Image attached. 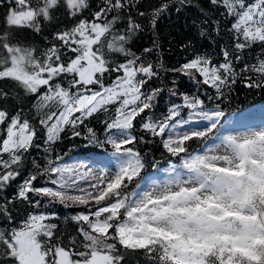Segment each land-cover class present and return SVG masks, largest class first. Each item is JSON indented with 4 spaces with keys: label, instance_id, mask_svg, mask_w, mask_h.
Returning <instances> with one entry per match:
<instances>
[{
    "label": "snow or ice",
    "instance_id": "snow-or-ice-1",
    "mask_svg": "<svg viewBox=\"0 0 264 264\" xmlns=\"http://www.w3.org/2000/svg\"><path fill=\"white\" fill-rule=\"evenodd\" d=\"M13 2L7 24L37 32L38 18L50 21L51 10L61 5V0H41L35 7L31 0ZM209 3L222 9L230 25V43L219 48L222 59L197 54L167 71L214 90L207 96L214 101L211 107L198 92H181L175 80L171 87L152 86L163 68L148 59L156 48L137 55L127 47L142 30L130 14L138 7L136 0H101L90 18L55 32V42L39 55L35 48L10 43L7 35L0 37L6 54L0 60V80L14 81L35 97L45 153L70 131L85 147H107L111 158L97 167H70L59 163V156H46L44 164L33 159L29 168L31 149L40 147L37 128L21 110L12 114L0 107V216L12 222L9 206L17 201L36 210L20 227L0 232L3 264H124L121 249L142 251L155 264H264V126L221 134V104L237 77L249 89L264 88V59L244 62L245 50L256 44L264 48V0ZM63 6L73 18L89 7L87 0H63ZM195 6L193 0H161L150 24L155 28L172 9L179 13ZM126 10L127 24L118 27ZM203 25L219 35V21L207 16L203 24L193 21L201 37L211 36ZM165 90L168 106L157 116ZM8 99L6 92L0 96ZM101 115L98 133L86 122ZM137 131L145 135L137 136ZM157 139L169 157L163 181L148 177L145 157L136 147ZM46 203L86 209L71 217L79 227L70 246L53 243L57 225L49 222L54 214L41 210Z\"/></svg>",
    "mask_w": 264,
    "mask_h": 264
},
{
    "label": "trees",
    "instance_id": "trees-1",
    "mask_svg": "<svg viewBox=\"0 0 264 264\" xmlns=\"http://www.w3.org/2000/svg\"><path fill=\"white\" fill-rule=\"evenodd\" d=\"M7 1L14 4L13 0H0V5L2 2ZM37 0H31V4L35 5ZM89 7L85 9L77 18H73L67 15V9L63 6V1L61 5L51 10L52 19L44 20L43 17L38 18V23L40 25V31L37 32L34 27L28 26H11L10 32L7 33V37L10 43L18 45L24 48H35L37 55L43 52L47 47H50L54 41V34L57 31H64L68 29L70 24L75 25L78 19L90 18L91 14L97 9L101 0H87ZM138 7H133L131 10V16L142 26V30L139 31L127 47L137 55L143 53L145 48L155 47L156 51L152 53L148 59L155 64H162L163 68L160 70V79L153 81L152 86H164L171 87L173 80L176 82V86L181 92L188 94L199 93L202 99H205L206 105L210 106L214 101H207L208 95H215L214 90L207 89L206 86L197 87L192 81L187 77L182 76L178 73L167 71L168 69L179 67V65L185 62L187 59L192 58L194 55L208 54L212 56L213 60L222 59L218 56L219 48L221 45L230 43V36L227 31V27L230 25L225 24V17L220 13L222 9L214 8L209 0H193L195 7L182 9L179 13L172 9L168 13H164L157 20L155 28L150 24L149 17L155 6L161 3V0H136ZM143 11L147 13V16L141 17L139 13ZM203 12V15L201 14ZM6 15V14H4ZM129 13L126 10L124 13V22L118 27H125L127 24V17ZM207 16L210 19H214L220 22V33L216 35L212 28L208 25H203L207 29L211 36L201 37L198 31L193 27V21L197 24H203L204 17ZM1 18V15H0ZM7 19V15H6ZM224 31L227 36L222 39ZM3 29L2 22L0 20V30ZM224 34V33H223ZM203 43V45H202ZM210 44V45H209ZM187 45V47H185ZM207 46L210 48L208 49ZM107 45L105 44V50ZM264 52L258 50L255 46L244 52V62L249 64L256 63L258 57H263ZM5 53L3 49H0V60L5 58ZM111 58L117 61H122L123 56L119 54H111ZM239 71V68H237ZM114 75V74H112ZM259 80L258 76L254 77ZM105 82H110V77L108 74L105 75ZM264 83V81H261ZM7 93L9 99L5 102L0 100V107L7 108L9 112L15 114L17 110H21L22 116L28 118L36 126L39 139L36 141L40 145L39 148L33 147L31 149V155L28 157L27 166L31 167V161L36 159L41 164H44L45 157L55 160L57 156L64 160L70 155L82 154L91 151H109L107 147L105 149L95 148V147H85V141L82 138H71V133L61 134V139L58 140L54 145L48 146L50 153H45L44 148L46 147L43 143L44 132L40 125L36 122L38 117L37 113L34 112L32 107V102L35 99L34 96L26 95L23 88L19 87L16 82L11 80H0V96L3 93ZM176 99V98H172ZM264 101V88H247L243 80L237 77V83L232 86V91L230 94L226 93V98L221 104V107L227 111H234L242 109L252 102H262ZM169 102V93L167 90L161 93L157 107L155 109V114L159 116L166 111ZM104 119L101 115L97 118H92L90 121L86 122L89 127H93L97 132H101L103 125L99 123V120ZM136 128L139 129V124L137 123ZM82 132L86 133V129L82 128ZM137 136L145 135L144 133L137 131L135 133ZM148 139H151L148 137ZM141 154L145 157V169H155L162 161L168 160L169 157L164 151L162 146L159 144L158 140L154 143H141L136 146ZM195 148L196 145H193ZM59 161V163H60ZM156 165V167H153ZM38 183H43V181H38ZM14 188V186H13ZM13 189L8 190V194L11 195ZM3 194H0L2 198ZM13 216V221L9 222L4 217L0 216V230L11 231L13 227H16L20 222L22 223L27 219L28 213L31 211H36L31 208L27 203L16 202L15 207L9 206ZM81 207H68L65 208L60 204H47L42 207V211L46 213H54L55 217L50 220V223L57 225L54 232L53 243H61L63 246H70V242L73 238L78 237V225L71 219V215L76 213ZM76 247L79 248L80 244L77 242ZM3 249L0 248V264H3L4 257L2 255ZM121 253L125 255L124 264H155L151 261L149 257L142 251L136 252H125L121 249Z\"/></svg>",
    "mask_w": 264,
    "mask_h": 264
},
{
    "label": "rangeland",
    "instance_id": "rangeland-1",
    "mask_svg": "<svg viewBox=\"0 0 264 264\" xmlns=\"http://www.w3.org/2000/svg\"><path fill=\"white\" fill-rule=\"evenodd\" d=\"M15 6L14 4L12 5ZM221 128V134H237L245 132L251 129H257L264 126V106L251 105L242 110L237 116H226ZM110 157L107 154H90L87 156H79L67 158L63 165L78 166L80 164H87L90 167H97L99 165H105L110 162ZM173 162V161H171ZM175 163V162H173ZM178 163V162H176ZM169 162L164 166L161 172L158 174H148V177L154 181H163L167 178L166 169Z\"/></svg>",
    "mask_w": 264,
    "mask_h": 264
},
{
    "label": "bare ground",
    "instance_id": "bare-ground-1",
    "mask_svg": "<svg viewBox=\"0 0 264 264\" xmlns=\"http://www.w3.org/2000/svg\"><path fill=\"white\" fill-rule=\"evenodd\" d=\"M40 2H41V0H37L35 5H32V6L35 7ZM12 5L13 4H11V3L7 2V1L2 2V4L0 5V15H1L0 20H1L2 26H3V29L0 30V37H3L5 35H7V33L10 32V30H11L10 26L7 24L6 15L8 14L9 9L11 7H13ZM4 14H6V15H4ZM73 26H74L73 24H70L68 29H71ZM223 33H222V39H224V41H225V37L227 36V33L224 31V26H223ZM202 45H203V43H202ZM207 48L209 49L210 47L207 46ZM34 112H36L35 108H34ZM35 118H36V122L38 123L39 117H35Z\"/></svg>",
    "mask_w": 264,
    "mask_h": 264
}]
</instances>
